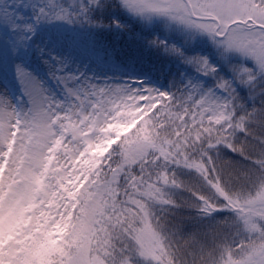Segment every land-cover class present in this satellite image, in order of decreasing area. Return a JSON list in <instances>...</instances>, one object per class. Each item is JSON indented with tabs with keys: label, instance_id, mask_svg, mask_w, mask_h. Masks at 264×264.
I'll return each mask as SVG.
<instances>
[{
	"label": "snow or ice",
	"instance_id": "6c2138e0",
	"mask_svg": "<svg viewBox=\"0 0 264 264\" xmlns=\"http://www.w3.org/2000/svg\"><path fill=\"white\" fill-rule=\"evenodd\" d=\"M0 264H264V0H0Z\"/></svg>",
	"mask_w": 264,
	"mask_h": 264
},
{
	"label": "rangeland",
	"instance_id": "374dc122",
	"mask_svg": "<svg viewBox=\"0 0 264 264\" xmlns=\"http://www.w3.org/2000/svg\"><path fill=\"white\" fill-rule=\"evenodd\" d=\"M181 215L186 218L190 215V213L185 212V213H181Z\"/></svg>",
	"mask_w": 264,
	"mask_h": 264
}]
</instances>
